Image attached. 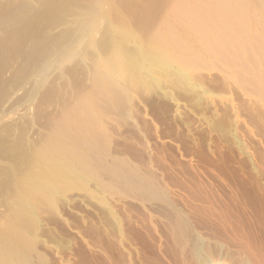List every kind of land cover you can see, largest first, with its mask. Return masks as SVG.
I'll use <instances>...</instances> for the list:
<instances>
[{
    "label": "bare ground",
    "instance_id": "obj_1",
    "mask_svg": "<svg viewBox=\"0 0 264 264\" xmlns=\"http://www.w3.org/2000/svg\"><path fill=\"white\" fill-rule=\"evenodd\" d=\"M209 76L264 140V0H0V264H53L40 231L86 198L99 264H264L257 193L113 145L134 92Z\"/></svg>",
    "mask_w": 264,
    "mask_h": 264
},
{
    "label": "rangeland",
    "instance_id": "obj_2",
    "mask_svg": "<svg viewBox=\"0 0 264 264\" xmlns=\"http://www.w3.org/2000/svg\"><path fill=\"white\" fill-rule=\"evenodd\" d=\"M223 88L217 77L209 76L193 88L165 83L163 89L145 95L134 92V118L117 122L113 145L126 155L133 154L134 160L140 154L162 173L199 172L218 187L257 193L262 205L264 140L252 126L241 98ZM99 210L87 198L61 207L56 221L40 231L39 248L51 263L99 264L95 246L99 239L84 231L89 223L99 222Z\"/></svg>",
    "mask_w": 264,
    "mask_h": 264
}]
</instances>
